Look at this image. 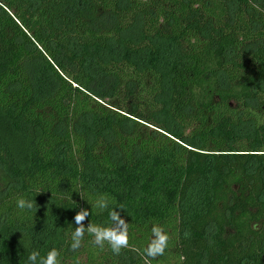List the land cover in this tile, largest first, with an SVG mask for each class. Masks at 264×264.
<instances>
[{"label":"trees","instance_id":"16d2710c","mask_svg":"<svg viewBox=\"0 0 264 264\" xmlns=\"http://www.w3.org/2000/svg\"><path fill=\"white\" fill-rule=\"evenodd\" d=\"M0 177V264H264V0H0Z\"/></svg>","mask_w":264,"mask_h":264},{"label":"clouds","instance_id":"9594fccd","mask_svg":"<svg viewBox=\"0 0 264 264\" xmlns=\"http://www.w3.org/2000/svg\"><path fill=\"white\" fill-rule=\"evenodd\" d=\"M39 194V193H38ZM110 200L106 195H100L95 200L91 207H95L100 211L109 209ZM16 206L20 210H35L36 204L34 200H28L20 197L16 200ZM116 209H124L123 207L112 208L109 211V223L107 225H100L95 223H88L84 226V221L91 214L88 210L81 208L74 215L75 229L72 231L70 239V248L76 251L81 247L85 233L92 237L90 241L93 245L103 249L107 245L110 250L119 255L122 249L129 246L128 229L129 224L121 218L120 213ZM169 235L164 228L158 224H153L151 227V237L143 249L144 255L149 259H155L162 256L168 247ZM60 253L57 249H50L46 255L41 256L37 250H32L27 256V264H60L58 257ZM76 264H79L76 261Z\"/></svg>","mask_w":264,"mask_h":264},{"label":"rangeland","instance_id":"374dc122","mask_svg":"<svg viewBox=\"0 0 264 264\" xmlns=\"http://www.w3.org/2000/svg\"><path fill=\"white\" fill-rule=\"evenodd\" d=\"M3 187V182L1 181V177H0V189Z\"/></svg>","mask_w":264,"mask_h":264}]
</instances>
